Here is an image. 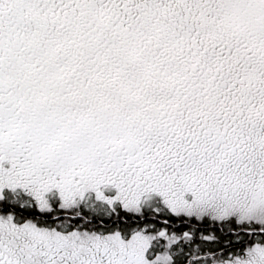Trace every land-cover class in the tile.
<instances>
[{"label": "snow or ice", "instance_id": "snow-or-ice-1", "mask_svg": "<svg viewBox=\"0 0 264 264\" xmlns=\"http://www.w3.org/2000/svg\"><path fill=\"white\" fill-rule=\"evenodd\" d=\"M0 264H264V0H0Z\"/></svg>", "mask_w": 264, "mask_h": 264}]
</instances>
